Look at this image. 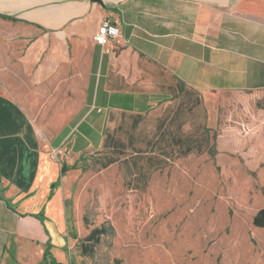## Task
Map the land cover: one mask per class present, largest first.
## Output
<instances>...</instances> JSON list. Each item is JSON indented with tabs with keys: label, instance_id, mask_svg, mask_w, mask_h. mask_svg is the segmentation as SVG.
<instances>
[{
	"label": "crops",
	"instance_id": "obj_1",
	"mask_svg": "<svg viewBox=\"0 0 264 264\" xmlns=\"http://www.w3.org/2000/svg\"><path fill=\"white\" fill-rule=\"evenodd\" d=\"M106 18L119 45L93 40ZM167 81L212 103L264 90V0H0V264H79L66 207L73 169L61 176L69 162L51 152L79 157L108 117L94 106H145ZM249 122L226 155L259 169L248 213L264 255V227L251 224L264 208V116Z\"/></svg>",
	"mask_w": 264,
	"mask_h": 264
},
{
	"label": "rangeland",
	"instance_id": "obj_2",
	"mask_svg": "<svg viewBox=\"0 0 264 264\" xmlns=\"http://www.w3.org/2000/svg\"><path fill=\"white\" fill-rule=\"evenodd\" d=\"M151 97L123 110L94 106L108 116L103 131L79 157L63 155L73 169L66 207L79 264H264L248 213L259 169L211 154L205 130L224 149L234 126L245 132L249 120L263 119L264 90L227 91L212 103L167 81ZM63 106L56 93L55 109ZM230 113L236 125L225 124ZM82 245L91 250L85 256Z\"/></svg>",
	"mask_w": 264,
	"mask_h": 264
},
{
	"label": "trees",
	"instance_id": "obj_3",
	"mask_svg": "<svg viewBox=\"0 0 264 264\" xmlns=\"http://www.w3.org/2000/svg\"><path fill=\"white\" fill-rule=\"evenodd\" d=\"M180 83H181L180 85L184 86L183 82H180ZM231 115H232V113H230L229 116H226L224 122H225V124L236 125L237 122L233 120ZM205 130L207 133V140L206 141H207V144H208V147H209L211 154H216V153H219L220 151L233 153L234 151H232V150H234L235 148H237V150L239 149L240 141L242 139V136H241L242 129H238L235 126L231 130V132L228 133V135L226 137H224V146H223L224 149H222V150H221V147L219 146L218 142H217V144L215 143L214 133L212 135L210 134L211 133L210 128H205ZM192 150L193 149L190 146H187L183 150V155L191 152ZM196 151L200 152L201 150L197 149ZM70 168H71V166H69L65 163H62L61 168H60V175L61 176L64 175L67 172V170H69ZM252 224L254 226H257V227H264V208H260L253 215ZM99 233H100L99 230L93 229L90 237L95 239V241H98V236H96V235ZM81 249H82L81 250L82 256H85L88 253V251H91L90 249L87 250L85 245H82Z\"/></svg>",
	"mask_w": 264,
	"mask_h": 264
},
{
	"label": "built area",
	"instance_id": "obj_4",
	"mask_svg": "<svg viewBox=\"0 0 264 264\" xmlns=\"http://www.w3.org/2000/svg\"><path fill=\"white\" fill-rule=\"evenodd\" d=\"M93 40L96 44L105 46L109 42H113L116 45L121 43L120 30L116 22L112 18H106L98 26L96 33L93 36ZM66 150L63 147H57L52 150V156L58 157L64 155Z\"/></svg>",
	"mask_w": 264,
	"mask_h": 264
}]
</instances>
